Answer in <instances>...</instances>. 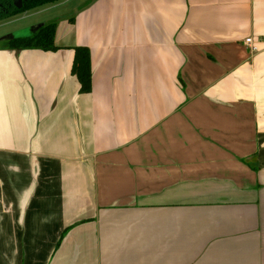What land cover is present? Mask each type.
Wrapping results in <instances>:
<instances>
[{"label": "crops", "instance_id": "0c3cea01", "mask_svg": "<svg viewBox=\"0 0 264 264\" xmlns=\"http://www.w3.org/2000/svg\"><path fill=\"white\" fill-rule=\"evenodd\" d=\"M36 14L56 50L0 42V264H264V0Z\"/></svg>", "mask_w": 264, "mask_h": 264}, {"label": "trees", "instance_id": "16d2710c", "mask_svg": "<svg viewBox=\"0 0 264 264\" xmlns=\"http://www.w3.org/2000/svg\"><path fill=\"white\" fill-rule=\"evenodd\" d=\"M60 0H27L20 9L13 6L12 0H0V20L8 19L17 14L46 4L56 3ZM55 23L40 25L31 35L13 37L9 39L8 46L15 49L37 48L42 50H56L54 44ZM90 51L87 47L77 46L74 48V57L71 73L79 82V91L82 93L91 90V60Z\"/></svg>", "mask_w": 264, "mask_h": 264}, {"label": "rangeland", "instance_id": "374dc122", "mask_svg": "<svg viewBox=\"0 0 264 264\" xmlns=\"http://www.w3.org/2000/svg\"><path fill=\"white\" fill-rule=\"evenodd\" d=\"M63 0H60L61 2ZM56 2L55 4H58ZM52 4V3H51ZM50 4L39 6L28 10L26 12L17 14L8 19L0 20V42H7L8 40H3L5 36L12 34L14 37H24L32 33L35 23L39 20H43V16H39L36 12L43 9Z\"/></svg>", "mask_w": 264, "mask_h": 264}, {"label": "built area", "instance_id": "2783aa9c", "mask_svg": "<svg viewBox=\"0 0 264 264\" xmlns=\"http://www.w3.org/2000/svg\"><path fill=\"white\" fill-rule=\"evenodd\" d=\"M243 45L246 46V48L249 51V54L252 55L255 52L258 51L257 45L254 43L253 39L251 37H247L243 41Z\"/></svg>", "mask_w": 264, "mask_h": 264}, {"label": "water", "instance_id": "95a60500", "mask_svg": "<svg viewBox=\"0 0 264 264\" xmlns=\"http://www.w3.org/2000/svg\"><path fill=\"white\" fill-rule=\"evenodd\" d=\"M25 1H27V0H12V3H13V6H14L15 8L20 9ZM39 26H40V25H39ZM39 26L34 27L33 30H32V33H33V32H34ZM32 33H31V34H32ZM31 34H30V35H31ZM27 36H29V35H27ZM13 37H14V36H13L12 34H10V35L5 36V37H4V40H6V39L9 40V39H11V38H13Z\"/></svg>", "mask_w": 264, "mask_h": 264}, {"label": "flooded vegetation", "instance_id": "af4514ba", "mask_svg": "<svg viewBox=\"0 0 264 264\" xmlns=\"http://www.w3.org/2000/svg\"><path fill=\"white\" fill-rule=\"evenodd\" d=\"M0 10H3V8L0 7Z\"/></svg>", "mask_w": 264, "mask_h": 264}]
</instances>
